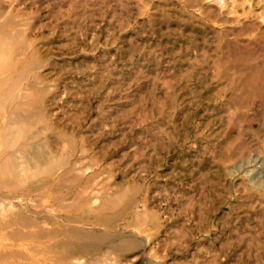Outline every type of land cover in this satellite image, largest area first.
I'll return each mask as SVG.
<instances>
[{
	"label": "rangeland",
	"instance_id": "rangeland-1",
	"mask_svg": "<svg viewBox=\"0 0 264 264\" xmlns=\"http://www.w3.org/2000/svg\"><path fill=\"white\" fill-rule=\"evenodd\" d=\"M0 264H264V0H0Z\"/></svg>",
	"mask_w": 264,
	"mask_h": 264
}]
</instances>
